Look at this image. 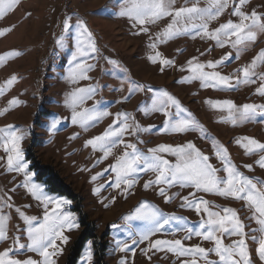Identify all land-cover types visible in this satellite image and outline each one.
<instances>
[{"label":"rangeland","instance_id":"374dc122","mask_svg":"<svg viewBox=\"0 0 264 264\" xmlns=\"http://www.w3.org/2000/svg\"><path fill=\"white\" fill-rule=\"evenodd\" d=\"M125 0H108L105 7L93 14L91 9L93 0H19L15 9L4 18H0V29L12 28L5 36H0V55L10 51H19L22 55L7 60L0 65V87L5 85L7 79L15 75L17 81L8 88L4 95L0 96V110L8 107V102L13 98L20 101L10 111L0 116V127L14 125L21 133H26L22 142L24 160L27 162L28 171L32 173V179L44 187L51 195L66 198L70 205L64 206L65 211H70L79 223V228L65 234L69 236V243L63 245L64 253L56 257L57 264H67L71 248L78 241L85 230H88V238L85 240L76 264H86V253L89 242H92L93 259L88 264H120L121 260H127L128 264H180L171 253L149 252L147 255L141 252L146 248L144 244L134 245L135 255L132 252H121L118 241L131 243L129 233L139 232L144 222L140 220L124 219L132 213L139 202L148 201L157 206L165 214H174L185 218V223L195 226L201 219L194 210L181 208L180 196H187L192 189H180L178 187L168 190L169 195L178 192L180 195L170 203L157 194L156 189L143 188L146 180L154 179L153 173H141L139 183L132 189V195L127 199L120 194V190L109 187L108 181L114 178V173L109 170L104 172L122 156L125 151L124 144H117L112 154L101 160L103 153L85 148L87 139L102 134L116 118V113H130L135 121L145 129L136 135L125 133L124 143H135L140 151L147 153L149 148L159 144L183 145L193 142L204 154L210 157V162L217 168L222 167L220 161L214 155L212 138L228 148L233 163L246 176L264 180V169L256 165L259 155H248L245 150L236 143L242 137L255 138L264 143V123L259 122L260 117L242 124L233 125L228 122L227 109H213L206 101L209 99L232 100L236 105L256 104L264 105V97L256 93L261 80L256 78V83L241 84L236 89H213L202 87L199 81L183 82L190 75L187 69V61L197 57L200 62L220 60L225 54L231 53L233 57L239 55V59L233 58L230 62L219 65L215 71L222 75L235 78L241 75L239 70L250 64L257 54L264 50V34H258L257 40L250 43L246 49L233 48L227 44L221 48L211 39H201L195 35V30L188 34L159 44L157 49L149 47L150 37L155 39L170 22L165 18L155 25H149L147 34L136 35L138 28L132 27V22L118 13ZM197 3L199 7L208 6V0H177V7L192 6ZM233 0H229V8L216 20L209 22V30L218 28L228 20L238 22V18L231 15ZM256 10L264 14V0H250L244 11ZM71 17V23L75 25L77 19L84 20L94 34L98 52L90 53L84 60L92 64L93 70L88 73L90 79L73 83L68 79L69 69L72 67L71 55L75 50L77 30L73 26L66 41L65 47L60 48L56 40L63 34V22ZM159 51L162 58L174 61L172 66H164L161 71L159 63L153 64L148 57ZM204 53V55H201ZM116 61L120 67L109 63ZM184 68L185 70H181ZM213 71V69H206ZM257 73H264V66L256 69ZM132 84L151 86L154 90H166L176 97L182 107L187 110L181 113V117L187 118V113L199 122L203 131L199 128L185 133H166L163 130L165 117L160 113L149 112L145 114V108L152 104L155 95L153 91L136 90L131 95L129 87ZM93 86L97 89L95 95L85 101L83 108L97 110L107 109L111 113L99 121L90 125L87 130L80 125L71 123V109L66 101L74 89L78 87ZM130 98L125 100V97ZM170 111L175 117L176 109ZM54 119H60L61 123L52 128ZM131 124L132 121L130 120ZM154 126V127H153ZM151 129V130H149ZM139 141H142L139 142ZM6 153L0 146V197L5 194L12 197L14 207L5 209L11 219L8 222L7 242H0V251L13 246L12 237H21V243H27L23 220L19 218L15 207L21 208L26 215L42 218L43 206L39 204L20 185L24 181V175L16 172H8L6 169ZM168 159H174L167 157ZM97 161H100L99 163ZM253 165L249 171L244 165ZM53 167L65 183L72 189L79 199L73 200L66 195L52 193L46 179L39 178L41 170ZM40 169V170H39ZM98 173L102 176L93 181L92 177ZM220 175H224L223 172ZM103 187L101 188V186ZM100 188L99 193L95 189ZM210 201L219 210L223 207H231L237 210L240 218L246 225V231L257 228L258 225L249 217L251 210L243 201L219 197L213 194L197 193ZM115 197V203L112 202ZM6 198V197H5ZM105 204L108 206L105 207ZM31 205L30 207H26ZM51 207V206H50ZM178 225L172 222L166 226L164 232L157 234L154 239H182L186 233L176 231ZM237 237H225L224 243L230 244ZM186 246L200 245L204 248H212L211 242L203 241L193 236L191 240L184 241ZM256 244L249 241V248L253 257V264H261L255 253ZM106 249V250H105ZM32 256L39 259L33 253L24 251L17 258L25 259ZM151 256V260L148 259ZM211 260H218L215 254L209 256ZM200 264H204L201 260Z\"/></svg>","mask_w":264,"mask_h":264},{"label":"snow or ice","instance_id":"6c2138e0","mask_svg":"<svg viewBox=\"0 0 264 264\" xmlns=\"http://www.w3.org/2000/svg\"><path fill=\"white\" fill-rule=\"evenodd\" d=\"M19 0H0V18H4L12 12L18 5ZM250 0H233L231 15L238 18V22L228 20L214 30H209V22L218 19L228 8L229 0H208V6L201 8L197 3L192 6L177 7V0H125L124 5L119 10L121 17H126L132 22L133 28H138L136 35L147 34L149 25H155L165 18H170V22L164 29L156 34L155 39L150 37L149 47L157 49L159 44L167 43L170 40L188 34L195 30V35L201 39H211L216 45L223 48L227 44L237 49H246L250 43L257 40L258 34H264V14L256 10L244 11ZM77 30L75 50L72 52V67L68 72V79L77 83L80 80L90 79L88 73L93 70V65L88 64L84 57L90 53L98 52L93 32L87 23L82 19H77L75 25L71 23V17H67L63 22V34L56 40L60 48L65 47L66 41L70 38L69 34L72 27ZM12 28L0 29V36L10 33ZM22 55L19 51H10L0 55V65L7 60ZM204 55V53H201ZM233 58L239 59V55L233 57L231 53L225 54L220 60L207 61L202 63L197 57L187 61V71L190 73L184 78L183 82L199 81L202 87H211L213 89H236L239 85L256 83V78L262 82L256 89V93L264 97V73L258 74L256 69L264 66V50H261L255 56L251 63L242 67L236 76L235 83L232 77L222 75L215 69L224 63L230 62ZM148 59L153 63L161 65V71L164 66H172L174 61L161 57L159 51L151 55ZM109 63L120 67L116 61L109 60ZM206 69H213L207 71ZM185 70L184 68L181 69ZM17 81L15 75L7 79L5 85L0 87V96ZM147 90L155 92L152 98V104L143 111L145 114L160 113L165 117L163 123L164 132L185 133L200 129L203 131L199 122L192 118L190 112L187 118L181 117V113L187 112L180 101L169 94L166 90H154L151 86H142L132 84L128 91L131 95L136 90ZM97 89L93 86L78 87L70 94L66 101L71 109V123L80 125L87 130L90 125L99 121L111 113L104 110H97L94 106L91 109L83 108L86 100L91 99ZM125 97L127 100L130 98ZM20 103L13 98L8 102V107L0 110V116L14 106ZM206 103L213 109H227L228 122L233 125L250 122L260 117L261 123H264V105L243 104L236 105L232 100L209 99ZM175 107L174 118L171 108ZM116 118L102 134L87 139L84 147H90L94 152L103 153L101 160H106L117 144H124L125 151L122 156L117 158L116 162L104 169V172L111 170L115 175L108 181V186L120 190V194L127 199L132 195V189L139 183L141 173H153L154 179L146 180L143 183L144 190L150 188L156 189L157 194L164 198L166 203H170L180 194L174 192L169 195L171 188L192 189L187 196H180L181 208L194 210L201 219L195 226H189L185 223V218L174 214H165L155 205L148 201L139 202L135 210L124 219L140 220L144 222L143 228L133 234L129 233L131 243L128 241H118V247L121 252H132L135 255L134 245L144 244L146 248L141 252L147 255L149 252L171 253L180 260V264H253V257L249 248V241L255 243L256 256L261 264H264V180L254 179L244 175L233 163L228 148L218 143L212 138L214 155L220 161L222 167L217 168L210 162V157L204 154L196 145L189 141L183 145L159 144L149 148L147 153L140 151L135 143H124L122 139L125 133L136 135L145 129L135 121V118L127 112H118ZM132 121L130 124L129 121ZM61 123L60 119H54L52 128H56ZM154 127V126H153ZM151 130V129H149ZM26 133H21L14 125L0 127V146L6 155V169L8 172H16L24 175V181L20 185L27 193L31 195L40 205L43 206V216L26 215L19 207L15 211L19 218L26 225L25 236L27 243H21V237L15 236L13 246L0 251V264H57L56 257L63 255L64 247L69 243V236L66 232L79 228L76 217L70 212L65 211L64 206L70 205L71 201L66 198L49 194L42 185L35 183L32 179V173L28 171V164L24 160L22 142ZM142 143V141H139ZM245 153L256 155L264 153V143L255 138L242 137L236 141ZM172 157L174 159H168ZM0 159H4L0 157ZM98 163L100 161H97ZM258 167L264 169V155H259L255 162ZM249 171L253 170V165H244ZM223 172L224 175H220ZM98 173L92 177L95 181ZM103 185L101 186V188ZM101 189L95 191L99 193ZM197 193L213 194L219 197L229 198L236 201H243L245 206L251 210L249 219L253 220L258 227L246 231V225L240 218L237 210L231 207H223L219 210H213L216 206L210 201L198 196ZM6 197V198H5ZM116 198L112 197L115 203ZM28 205L26 207H30ZM51 206V207H50ZM108 205L105 204V207ZM12 197L5 194L0 197V242H7L10 237L8 234V222L10 215L5 209H12ZM176 222L178 227L176 231H183L186 235L182 239H154L157 234L165 231L166 226ZM201 238L203 241L211 242L212 248H204L200 245L186 246L184 241L191 240L192 237ZM237 237L230 244L224 243L225 237ZM24 251L33 253L39 257L34 259L27 256L25 259L17 258ZM215 254L218 260H211L209 256ZM151 256L148 259L151 260ZM86 264L93 259L92 242H89V248L86 253ZM120 264H128L127 260H121Z\"/></svg>","mask_w":264,"mask_h":264},{"label":"trees","instance_id":"16d2710c","mask_svg":"<svg viewBox=\"0 0 264 264\" xmlns=\"http://www.w3.org/2000/svg\"><path fill=\"white\" fill-rule=\"evenodd\" d=\"M40 170V169H39ZM39 178H47L48 188L52 193L66 195L73 200L79 199L78 196L72 191V189L65 183L60 177L58 172L53 167H47L40 171ZM88 230H85L75 245L71 248V253L68 258L67 264H76L77 258L81 253V249L85 240L88 238ZM106 250V249H105ZM101 264V263H100Z\"/></svg>","mask_w":264,"mask_h":264},{"label":"crops","instance_id":"0c3cea01","mask_svg":"<svg viewBox=\"0 0 264 264\" xmlns=\"http://www.w3.org/2000/svg\"><path fill=\"white\" fill-rule=\"evenodd\" d=\"M108 2V0H93V8L91 9L93 14L98 13L100 10H102L106 3Z\"/></svg>","mask_w":264,"mask_h":264}]
</instances>
